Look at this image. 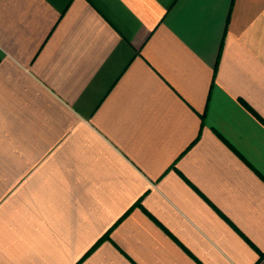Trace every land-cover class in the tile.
<instances>
[{"label": "crops", "instance_id": "0c3cea01", "mask_svg": "<svg viewBox=\"0 0 264 264\" xmlns=\"http://www.w3.org/2000/svg\"><path fill=\"white\" fill-rule=\"evenodd\" d=\"M262 254L264 0H0V264Z\"/></svg>", "mask_w": 264, "mask_h": 264}, {"label": "snow or ice", "instance_id": "6c2138e0", "mask_svg": "<svg viewBox=\"0 0 264 264\" xmlns=\"http://www.w3.org/2000/svg\"><path fill=\"white\" fill-rule=\"evenodd\" d=\"M257 251H259V250H257ZM262 256H264V254H262ZM258 264H260V262H258Z\"/></svg>", "mask_w": 264, "mask_h": 264}]
</instances>
